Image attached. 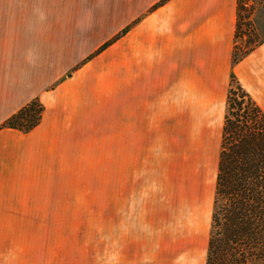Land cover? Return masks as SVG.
<instances>
[{
    "label": "crops",
    "instance_id": "0c3cea01",
    "mask_svg": "<svg viewBox=\"0 0 264 264\" xmlns=\"http://www.w3.org/2000/svg\"><path fill=\"white\" fill-rule=\"evenodd\" d=\"M12 3L0 0V264H28L27 246L54 227L56 150L86 151L90 89L109 68L119 151L131 149L137 173L178 159L165 190L154 180L139 191L161 228L145 242L138 228L133 247L147 264H205L232 74L264 113V40L232 60L238 0H20L18 13ZM33 98L37 126L1 127ZM118 234L116 223V262Z\"/></svg>",
    "mask_w": 264,
    "mask_h": 264
},
{
    "label": "rangeland",
    "instance_id": "374dc122",
    "mask_svg": "<svg viewBox=\"0 0 264 264\" xmlns=\"http://www.w3.org/2000/svg\"><path fill=\"white\" fill-rule=\"evenodd\" d=\"M12 2L11 11L18 13L20 0ZM263 40L264 0H238L235 57H243ZM97 72V68H92L90 76ZM113 80L114 69H105L99 73V81L105 85L90 89L94 100L89 111L90 132L86 126V151L76 147L56 150L53 189L58 191V197H53L57 198L56 205L54 202L52 205V210L57 212L54 227L42 230L41 245L36 241L27 246L28 264H147L149 261L146 252L141 256L133 247L139 243L137 231L140 228L145 242L146 234H155L161 223L150 212L151 207L143 195L146 196L145 191L151 189L154 180L158 181L156 190H165L161 178L167 185L170 175L177 178L178 159L159 157V163L146 169L147 174L137 173L131 149L120 152L115 141ZM236 84L232 81L229 86ZM168 153L167 149H156L157 155ZM165 161L173 162L164 166ZM119 163L123 165L122 170ZM47 186L48 183L43 182V187ZM142 190L143 195H139ZM116 223L121 242L118 262L115 259Z\"/></svg>",
    "mask_w": 264,
    "mask_h": 264
},
{
    "label": "trees",
    "instance_id": "16d2710c",
    "mask_svg": "<svg viewBox=\"0 0 264 264\" xmlns=\"http://www.w3.org/2000/svg\"><path fill=\"white\" fill-rule=\"evenodd\" d=\"M232 60L238 61L234 51ZM232 81L237 84L226 97L205 264H264V113L233 74ZM42 112V103L33 98L1 127L29 131Z\"/></svg>",
    "mask_w": 264,
    "mask_h": 264
}]
</instances>
